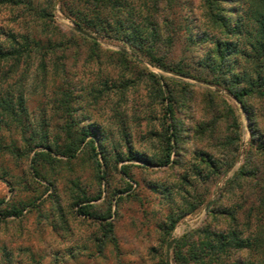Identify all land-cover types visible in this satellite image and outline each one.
I'll use <instances>...</instances> for the list:
<instances>
[{"label":"rangeland","instance_id":"rangeland-1","mask_svg":"<svg viewBox=\"0 0 264 264\" xmlns=\"http://www.w3.org/2000/svg\"><path fill=\"white\" fill-rule=\"evenodd\" d=\"M26 1L30 2L29 10L23 6H0V24L15 32L33 31L43 41L53 37V28L72 38L70 48L65 52L66 58L60 57L61 51L56 52L59 60L65 63L68 85L61 76H43L37 59L21 62L12 68L10 62L3 66L2 72L11 68L5 85L10 86L14 94L22 92L25 95L30 131H37L45 125L43 128L50 136L60 134L67 118L59 103L61 91L71 89L78 94L70 103L71 115L79 125L91 123L104 129L107 140L103 144L108 149L111 145L123 144L120 130L123 126L135 149L158 152V141L147 137L149 131L158 130L157 118L161 112V105L149 98L151 73L163 78L161 84L175 97L180 98L183 92L191 97L177 112L188 136L183 143L184 160L189 158L187 153L195 148H204L213 154L219 152L216 136H210L207 131L203 137L195 134L196 125L209 123L211 119L207 114L209 92L217 94L218 100L222 99L218 106L222 107L224 102L234 110V115L239 116L240 141L234 166L216 180L198 187L205 201L192 209L177 190L182 171L177 165L159 167L125 162L123 164H131V181L114 172L99 181L93 162L80 154L75 160L61 158L56 166L41 168L42 178L35 176L30 168L32 153L29 157H17L5 149L11 142L22 147L19 132H2L0 176L4 172L8 175L7 182L0 179V200L8 205L17 204L20 200L28 204L31 200L35 207L25 206L19 217L0 216V264H162V260L173 264L174 241L204 224L224 227L223 219L219 217L215 223L209 212L213 208L233 206L239 201L240 190L229 182L243 164L248 150L251 149L253 156L257 155L250 147L249 120L242 104L218 87L152 66L125 42L100 38L79 29L66 15V9L62 10L65 0ZM180 1L184 3L175 5L171 11V19L180 26V31L177 30L180 35L171 48L169 60L176 62L185 58L189 63L202 55V48L184 51L185 31L182 25L185 17L193 19L200 15V0ZM159 5L162 7L158 16H161L165 8L163 3ZM20 17L24 18L23 21ZM191 29L192 33L199 31L195 25ZM78 34L94 40L98 46L83 42ZM160 46L164 53L163 43ZM117 52L134 58L140 64L129 58L122 61ZM123 78L129 81L123 98L115 88L108 96L97 97L92 92L94 88H100L104 80L118 83ZM179 84L189 86L182 88ZM214 97L211 99L216 102ZM232 122V115L219 121L217 137L223 140L225 135L233 134V128L229 129ZM261 125H264V119ZM100 192V199L90 203V210L106 214L111 203V218L98 221L76 213L78 207L72 206L76 194L83 193L94 199ZM252 203L254 198L249 199L247 206ZM170 214L177 221L165 241L162 225ZM105 222L112 224L113 241L103 231Z\"/></svg>","mask_w":264,"mask_h":264},{"label":"trees","instance_id":"trees-1","mask_svg":"<svg viewBox=\"0 0 264 264\" xmlns=\"http://www.w3.org/2000/svg\"><path fill=\"white\" fill-rule=\"evenodd\" d=\"M161 3L165 10L158 16ZM180 3L184 2L65 0L62 10L66 9V15L79 29L100 38L125 42L152 66L218 87L242 104L249 120L250 147L257 155L253 156L251 149L248 150L243 164L229 182L240 190L239 201L233 206H222L216 210L213 208L209 212L210 219L215 223L219 217L222 218L226 224L224 227L216 228L209 223L204 224L174 241L172 261L173 264H264V125H261L264 119V0H200V15L193 19L185 17L182 25L185 31L184 51L202 48V55L189 63L185 58L176 62L169 60L171 48L180 35L177 31H180V26L171 19V11ZM0 6H23L27 10L31 9L30 2L26 0H0ZM192 25L199 31L192 33ZM164 31H167L166 34H163ZM52 35L53 37L43 41L33 31L15 32L0 24V147L3 148L2 132L18 131L22 147L11 142L5 149L17 157H29L32 153L30 168L35 176L42 178L44 176H41V168L46 165L54 167L60 163L61 158L75 160L80 154L93 162L99 181L105 180L112 172L131 181V164H123L125 162H140L144 166L159 167L177 165L182 169L177 190L192 209L201 205L205 199L198 187L224 175L238 158L236 151L240 141V123L234 110L224 102L223 108L218 106L217 103L222 99L218 100L220 97L215 93H207V114H210L211 119L209 123L196 125L195 134L203 137L207 131L210 136H216L219 152L213 154L204 148H195L187 153L186 157L189 158L184 160L183 143L188 136L177 112L191 97L186 96V92H183L184 95L180 94V98L175 97L171 90L161 84L160 80L163 78L149 73L152 79L149 98L161 105V112L157 118L158 130L149 131L147 137L158 141V152L135 149L123 126L120 130L124 145L119 143L108 149L103 144L107 140L104 129L91 123L79 125L71 115L70 103L78 97L71 89L61 91L59 103L67 118L60 134L50 136L43 128L45 125H41L37 131H30V123L26 119L25 95L22 92L14 94L5 83L13 66L37 59L43 76H61L63 82L69 84L65 63L59 60L56 52L61 51L63 54L60 57L66 58L65 52L70 48L72 38L56 31V28H53ZM78 35L83 42L98 46L94 40ZM162 43L164 53L160 46ZM116 55L122 61L129 58L140 64L121 52ZM9 62L11 68L2 72L4 64ZM108 82L110 81L104 80L100 88L92 90L95 96H108L115 88L123 98L129 81L123 78L118 83ZM179 86L186 88L189 85ZM214 95L216 102L211 99ZM230 115L233 122L229 129L231 131L233 128V134L225 135L222 140L217 137V124ZM7 175L4 172L0 179L7 182ZM100 197L101 192L94 199L83 193L76 194L72 206L78 207L76 213L79 215L106 221L111 218V203L106 214H97L90 210V203ZM253 198L254 203L247 206L249 199ZM27 203L20 200L17 204L8 205L1 199L0 216L19 217L25 206L35 207L34 201L28 200ZM176 221L170 214L162 225L165 229V241ZM102 228L106 237L113 241L112 224L105 222ZM162 264L167 263L162 260Z\"/></svg>","mask_w":264,"mask_h":264},{"label":"water","instance_id":"water-1","mask_svg":"<svg viewBox=\"0 0 264 264\" xmlns=\"http://www.w3.org/2000/svg\"><path fill=\"white\" fill-rule=\"evenodd\" d=\"M76 30H77V29H76ZM79 32H81V33L84 34L85 36H89V37H90V35H88V34H87L86 32H84V31H79ZM170 243H171V240L169 241V243H168V247H167V260H169L168 249H169Z\"/></svg>","mask_w":264,"mask_h":264}]
</instances>
